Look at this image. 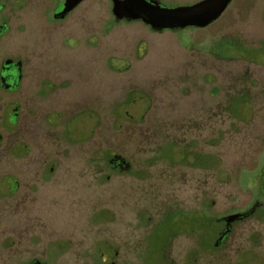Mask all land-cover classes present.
<instances>
[{"label": "rangeland", "instance_id": "374dc122", "mask_svg": "<svg viewBox=\"0 0 264 264\" xmlns=\"http://www.w3.org/2000/svg\"><path fill=\"white\" fill-rule=\"evenodd\" d=\"M33 22L35 64L46 65L56 85L36 102L37 129L50 134L42 142L48 159L66 163L61 176L36 183L19 213L12 199L0 201V264H144L147 235L169 213L216 220L264 203V0H235L212 25L176 32L117 24L111 0H86L51 32ZM169 145L172 159L163 151ZM185 148L214 158V166L192 167V155L182 162ZM106 153L133 162L138 177L112 172L101 161ZM216 228L197 239L207 253L178 232L168 254L170 231L160 228L151 255L171 264L217 257L216 264H264V215L237 226L214 255ZM251 248L257 259L239 258Z\"/></svg>", "mask_w": 264, "mask_h": 264}, {"label": "flooded vegetation", "instance_id": "af4514ba", "mask_svg": "<svg viewBox=\"0 0 264 264\" xmlns=\"http://www.w3.org/2000/svg\"><path fill=\"white\" fill-rule=\"evenodd\" d=\"M85 1L83 0L63 15L67 0H0V201L4 198L12 199L15 213H19L21 206L29 204L34 199L36 183L44 185L54 177L61 176L59 168L66 163V161L48 159L45 146L50 134L37 129L36 120L39 112L36 109V102L51 98L56 85L49 79L50 69L46 65L43 69L35 64L36 27L33 21L38 18L39 23L42 24L43 33L51 32L53 24L55 26L64 24ZM200 1L202 0L193 3ZM36 10L37 15H35ZM43 75L46 77H42ZM91 115L95 119V111ZM92 134L95 139V125L92 128ZM37 151L39 158H36ZM173 155L176 157V153ZM91 165L95 180V144L92 149ZM106 167L119 176L136 177L138 174L135 173L133 162L119 154H113L107 161ZM139 174L143 176L142 171ZM141 176L139 178H142ZM108 178L110 179V176ZM263 212L264 203L256 199L246 209L213 219L217 228L211 234V240L216 252L229 244L237 226L252 219H260V216L264 215ZM174 214L176 213H169L167 218L175 216ZM116 216L115 212H111L112 222L116 221ZM209 218L212 219L210 216ZM175 221L186 225L184 217L179 213L176 214ZM186 221L187 229L184 230L183 225L180 232H187L196 240L194 215L188 216ZM178 222L177 226L180 225ZM209 225L211 227V221ZM252 238L255 239V237ZM172 242L173 238L169 235L166 254L169 253ZM250 253L253 255L250 256ZM242 255L252 260L258 258L252 248L249 251H241L239 258ZM34 261L25 264H32ZM221 261L223 262L222 259Z\"/></svg>", "mask_w": 264, "mask_h": 264}, {"label": "water", "instance_id": "95a60500", "mask_svg": "<svg viewBox=\"0 0 264 264\" xmlns=\"http://www.w3.org/2000/svg\"><path fill=\"white\" fill-rule=\"evenodd\" d=\"M83 0H67L63 15ZM233 0H202L193 4L167 6L159 0H112L116 22L142 21L154 32L206 28L219 20ZM32 264H44L35 260Z\"/></svg>", "mask_w": 264, "mask_h": 264}, {"label": "trees", "instance_id": "16d2710c", "mask_svg": "<svg viewBox=\"0 0 264 264\" xmlns=\"http://www.w3.org/2000/svg\"><path fill=\"white\" fill-rule=\"evenodd\" d=\"M241 56L240 55H236V56H232V57H229L231 58V60H236V59H239ZM238 104L240 106H243V103L240 101H238ZM164 154L167 158L169 159H172L174 158L175 156L173 154L176 153V150H174V147L169 145L167 147V149H164ZM183 157H182V162H188L190 156L192 155V163H191V166L192 167H197V168H212L215 164V159L214 158H210L209 156H201L199 154H196V155H193V153L189 150V148H185L183 149ZM112 158V155H110L109 153H106L104 157H102L101 161L105 162L104 164L107 165V161L110 160ZM101 217H99L100 219ZM214 218L210 219L208 215H205V216H197L195 217L194 216V233H195V238H196V243H197V246L199 248V250L202 252V253H207V249L206 251H202L199 247V244L197 242V239L199 242H205L208 240L207 238V234H208V231L210 229V225H209V222L211 221V225L212 224H215ZM188 219H185V224L187 225V221ZM178 221H175V217L174 216H170L169 218L165 219L164 221H162L161 223L157 224L154 229L147 235V241L149 242V244H147L148 246H145L144 248V251H143V263L144 264H171V263H168L166 261V257H161V261H158L160 259H156L154 258V256L151 255V251L152 247L156 246L155 244V241L156 238L159 237V234H158V229L160 228H165L166 230L170 231V236H172V238H174L176 236V234H178V232L180 233V231H182V228L185 226V228H183L184 230H186V225L183 224H180L181 222L179 221L178 223L180 225H176ZM184 225V226H183ZM178 228V229H177ZM180 228V229H179ZM174 231V232H173ZM151 240L154 242L151 243ZM212 245V244H211ZM55 246H57L58 249L60 250H63L65 245L64 244H55ZM203 249V248H202ZM204 250V249H203ZM105 251L106 252H109V248H105ZM215 252H216V248L213 247V245L211 246L210 250H209V253L211 254H214L215 255ZM149 254V256L147 257V255ZM147 254V255H146ZM195 255V253L193 254ZM190 258H193L192 256ZM191 260V259H190ZM215 262L214 264H216L219 260V257L217 258H214ZM222 263V261H220ZM100 263L102 264V260L100 261ZM192 263V262H191Z\"/></svg>", "mask_w": 264, "mask_h": 264}]
</instances>
